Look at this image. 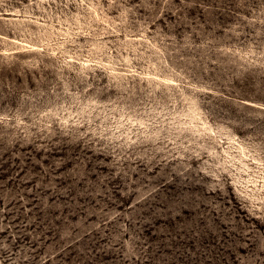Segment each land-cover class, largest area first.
I'll return each mask as SVG.
<instances>
[{
	"label": "rangeland",
	"instance_id": "374dc122",
	"mask_svg": "<svg viewBox=\"0 0 264 264\" xmlns=\"http://www.w3.org/2000/svg\"><path fill=\"white\" fill-rule=\"evenodd\" d=\"M0 264H264V0H0Z\"/></svg>",
	"mask_w": 264,
	"mask_h": 264
}]
</instances>
